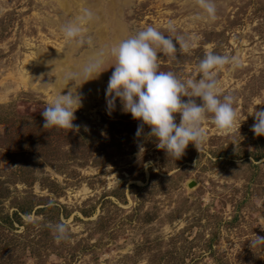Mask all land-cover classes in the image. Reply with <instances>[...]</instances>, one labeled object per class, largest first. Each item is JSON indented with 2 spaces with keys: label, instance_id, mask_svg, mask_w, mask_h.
<instances>
[{
  "label": "rangeland",
  "instance_id": "374dc122",
  "mask_svg": "<svg viewBox=\"0 0 264 264\" xmlns=\"http://www.w3.org/2000/svg\"><path fill=\"white\" fill-rule=\"evenodd\" d=\"M111 1L0 0V264H264V249L250 246L264 237V156L251 154L264 136L248 114L264 109V0H213L215 21L195 0ZM84 8L95 13L96 47L147 26L167 38L169 20L175 34L197 37L176 58L158 53L160 70L181 79L197 76L207 51L238 55L244 66L217 77L238 101L234 133L206 119V143L175 160L148 125L136 135L141 121L119 98L108 114L111 60L95 79L56 86L61 58L78 64L93 51L60 32ZM72 87L82 96L78 130L44 128V107ZM61 221L70 237L57 242L49 225Z\"/></svg>",
  "mask_w": 264,
  "mask_h": 264
},
{
  "label": "clouds",
  "instance_id": "9594fccd",
  "mask_svg": "<svg viewBox=\"0 0 264 264\" xmlns=\"http://www.w3.org/2000/svg\"><path fill=\"white\" fill-rule=\"evenodd\" d=\"M195 3L208 19L216 20L217 8L213 0H195ZM94 19V11L84 8L74 20L61 26L60 32L66 44L93 48L78 64L72 61L61 68L62 82L68 85L80 80L82 84L113 67L105 92L108 114L111 115L119 98L122 111L131 113L133 119L141 121L136 135L140 136L143 126L148 125V135L156 138V147L175 160L184 155L190 142L198 151L206 143L208 137L202 126L206 119H210L222 134L234 133L237 122L234 104L238 101L232 94L221 93L217 77L218 72L226 66L233 71L244 66L238 55L207 51L198 62L197 76L181 79L172 71L160 70L158 53L176 58L178 51L183 54L194 48L197 37L175 34V23L169 20L167 38L164 31L147 26L135 35L119 41H107L96 47L87 31V25ZM173 40L179 44V49ZM109 60L112 61L110 66L103 67ZM183 97L188 99L184 100ZM81 105L82 96L76 88L74 91L73 87L70 88L66 94L59 91L42 111L44 128L78 130L79 126L74 125L73 121ZM176 113L180 114L179 124L176 123ZM248 114L255 120L251 131L256 136H264V109L254 107ZM49 206H52L51 202ZM29 221L35 222L31 217ZM49 227L57 242L70 237L68 225L63 221ZM250 246L264 249V237L256 235L254 239L250 238Z\"/></svg>",
  "mask_w": 264,
  "mask_h": 264
},
{
  "label": "trees",
  "instance_id": "16d2710c",
  "mask_svg": "<svg viewBox=\"0 0 264 264\" xmlns=\"http://www.w3.org/2000/svg\"><path fill=\"white\" fill-rule=\"evenodd\" d=\"M259 143H260V145H261V142L259 141ZM260 145H257L256 147H255V151L254 152H252L251 154H252V156H253V158L252 159H255V160H257L259 157H262V156H264V147L263 146H260ZM248 163H250V161L248 160V159H245ZM255 164V163H254ZM253 164V165H254ZM252 165V166H253ZM251 176V175H250ZM17 211H22L23 213H28V210L26 211V209H24L23 207H18V209H17ZM14 214H15V212H14ZM233 217H235V215H233ZM207 244H209V241H207Z\"/></svg>",
  "mask_w": 264,
  "mask_h": 264
},
{
  "label": "bare ground",
  "instance_id": "6f19581e",
  "mask_svg": "<svg viewBox=\"0 0 264 264\" xmlns=\"http://www.w3.org/2000/svg\"><path fill=\"white\" fill-rule=\"evenodd\" d=\"M108 2H109V4H111V0H108ZM112 40L113 41H116L117 40V38L115 37H113L112 38ZM90 53H88V55H89ZM87 55V56H88ZM86 56V57H87ZM69 61H68V59H66L65 57L64 58H61L60 60H59V64L57 65V69H58V73H56V82H55V85L56 86H58V84L60 83V81H61V79H60V77H61V68L66 64V63H68ZM43 63V62H42Z\"/></svg>",
  "mask_w": 264,
  "mask_h": 264
},
{
  "label": "water",
  "instance_id": "95a60500",
  "mask_svg": "<svg viewBox=\"0 0 264 264\" xmlns=\"http://www.w3.org/2000/svg\"><path fill=\"white\" fill-rule=\"evenodd\" d=\"M194 183H195L194 179H190V180L186 181V186L192 187L194 185Z\"/></svg>",
  "mask_w": 264,
  "mask_h": 264
}]
</instances>
